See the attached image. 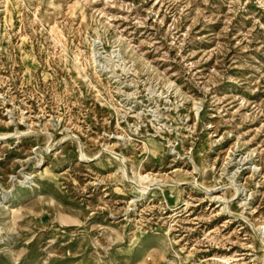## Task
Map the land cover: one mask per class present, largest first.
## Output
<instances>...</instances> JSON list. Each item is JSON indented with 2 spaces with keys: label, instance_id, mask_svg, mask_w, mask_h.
Instances as JSON below:
<instances>
[{
  "label": "rangeland",
  "instance_id": "rangeland-1",
  "mask_svg": "<svg viewBox=\"0 0 264 264\" xmlns=\"http://www.w3.org/2000/svg\"><path fill=\"white\" fill-rule=\"evenodd\" d=\"M5 132L0 264H264V0H0Z\"/></svg>",
  "mask_w": 264,
  "mask_h": 264
},
{
  "label": "bare ground",
  "instance_id": "bare-ground-1",
  "mask_svg": "<svg viewBox=\"0 0 264 264\" xmlns=\"http://www.w3.org/2000/svg\"><path fill=\"white\" fill-rule=\"evenodd\" d=\"M22 133V132H21ZM10 134V132H5V133H0V140H5L8 138V135ZM84 154V153H83ZM86 157L88 158L89 156L86 155ZM91 158V157H90ZM143 176H141L142 178ZM30 178H33L32 176Z\"/></svg>",
  "mask_w": 264,
  "mask_h": 264
}]
</instances>
